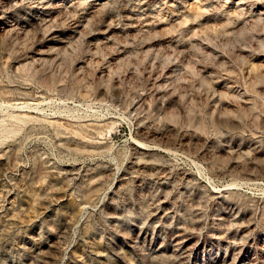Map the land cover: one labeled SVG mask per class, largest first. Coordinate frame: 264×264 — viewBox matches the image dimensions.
<instances>
[{
  "label": "rangeland",
  "instance_id": "374dc122",
  "mask_svg": "<svg viewBox=\"0 0 264 264\" xmlns=\"http://www.w3.org/2000/svg\"><path fill=\"white\" fill-rule=\"evenodd\" d=\"M0 264H264V0H0Z\"/></svg>",
  "mask_w": 264,
  "mask_h": 264
}]
</instances>
